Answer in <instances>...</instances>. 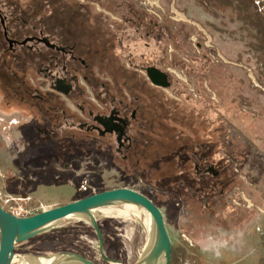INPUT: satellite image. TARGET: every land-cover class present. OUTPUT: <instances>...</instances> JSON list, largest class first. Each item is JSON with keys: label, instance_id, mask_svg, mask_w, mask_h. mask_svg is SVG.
Here are the masks:
<instances>
[{"label": "rangeland", "instance_id": "rangeland-1", "mask_svg": "<svg viewBox=\"0 0 264 264\" xmlns=\"http://www.w3.org/2000/svg\"><path fill=\"white\" fill-rule=\"evenodd\" d=\"M109 9L101 11L112 22L119 19L114 12L143 14L142 44L128 24L125 52L143 54V65L163 71L170 82L168 89L155 87L135 68L146 96L142 134L130 131L136 150L123 159L116 145L88 143L64 128L56 139H42L44 118L0 96L1 207L39 213L128 188L159 208L171 264H264V251L244 247L221 262L224 252L202 250L209 236L221 239L222 230L248 218L257 221V244L264 246V0H114ZM95 215L105 255L134 264L151 239L149 216L124 206ZM60 252L110 264L99 257L91 228L76 217L15 248L28 261Z\"/></svg>", "mask_w": 264, "mask_h": 264}, {"label": "flooded vegetation", "instance_id": "flooded-vegetation-1", "mask_svg": "<svg viewBox=\"0 0 264 264\" xmlns=\"http://www.w3.org/2000/svg\"><path fill=\"white\" fill-rule=\"evenodd\" d=\"M112 1L0 0V96L44 118L42 139L64 128L88 143L114 144L126 159L136 150L130 131L142 134L146 107L135 71L152 65L125 52L128 24L142 44L143 14L114 12L112 22L101 11H111Z\"/></svg>", "mask_w": 264, "mask_h": 264}, {"label": "water", "instance_id": "water-1", "mask_svg": "<svg viewBox=\"0 0 264 264\" xmlns=\"http://www.w3.org/2000/svg\"><path fill=\"white\" fill-rule=\"evenodd\" d=\"M151 85L168 89V75L155 67L144 68ZM121 206H131L143 210L151 221L150 242L134 264H170L171 244L159 208L145 196L128 188H117L98 192L67 203L65 205L41 211L27 217H15L0 205V264H13L27 261L41 264L35 257L28 259L15 254L17 245L28 242L40 235L56 230L68 218H81L91 228L97 242L99 257L107 263L118 264L105 255L104 240L99 227L96 211ZM43 260L50 264H96L80 254L60 252L49 255ZM15 263V262H14Z\"/></svg>", "mask_w": 264, "mask_h": 264}, {"label": "crops", "instance_id": "crops-1", "mask_svg": "<svg viewBox=\"0 0 264 264\" xmlns=\"http://www.w3.org/2000/svg\"><path fill=\"white\" fill-rule=\"evenodd\" d=\"M250 177L253 178V183H254L253 185L259 183V179L256 177L255 170L252 176ZM236 223L237 224L229 225L226 229L221 231L223 233H221L220 238L226 239L229 245L228 247H222L219 250V252H224L221 262L223 261L224 256H227L226 258L230 256L231 258L234 256L233 253L243 252L244 247L247 248V252H263L264 251V246L257 244L258 243L257 231L259 230L258 229L259 225L257 224V221L255 220L250 221V219L248 218L246 222L244 221V222H236ZM247 256H250V253L247 254ZM251 257L255 258V254L253 255L251 254Z\"/></svg>", "mask_w": 264, "mask_h": 264}, {"label": "clouds", "instance_id": "clouds-1", "mask_svg": "<svg viewBox=\"0 0 264 264\" xmlns=\"http://www.w3.org/2000/svg\"><path fill=\"white\" fill-rule=\"evenodd\" d=\"M228 242L226 239H216L209 236L207 240L202 245V250L206 252H212L215 255H219L220 248L228 247Z\"/></svg>", "mask_w": 264, "mask_h": 264}, {"label": "built area", "instance_id": "built-area-1", "mask_svg": "<svg viewBox=\"0 0 264 264\" xmlns=\"http://www.w3.org/2000/svg\"><path fill=\"white\" fill-rule=\"evenodd\" d=\"M236 205H239L238 203H235ZM248 208L252 206L249 202L247 203ZM9 214L15 217H27L36 214L34 210L31 208H26V207H10V209L7 211Z\"/></svg>", "mask_w": 264, "mask_h": 264}, {"label": "bare ground", "instance_id": "bare-ground-1", "mask_svg": "<svg viewBox=\"0 0 264 264\" xmlns=\"http://www.w3.org/2000/svg\"><path fill=\"white\" fill-rule=\"evenodd\" d=\"M124 207H130V208H132L131 206H124ZM134 208V207H133ZM118 215H122V216H124V217H127V216H129L126 212H122V211H119V213H118ZM41 261H43V259H40V262ZM14 262H16V258H14V260H13V263ZM118 264H119V262H118Z\"/></svg>", "mask_w": 264, "mask_h": 264}, {"label": "trees", "instance_id": "trees-1", "mask_svg": "<svg viewBox=\"0 0 264 264\" xmlns=\"http://www.w3.org/2000/svg\"><path fill=\"white\" fill-rule=\"evenodd\" d=\"M90 195H92V194H87L86 196H84V197H82V198H85V197H87V196H90ZM73 202V201H72ZM69 203V202H68ZM65 204H67V203H65ZM65 204H61L60 206H62V205H65ZM172 263V250H171V260H170V264Z\"/></svg>", "mask_w": 264, "mask_h": 264}]
</instances>
